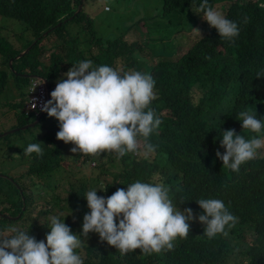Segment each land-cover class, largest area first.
Returning <instances> with one entry per match:
<instances>
[{"label": "trees", "instance_id": "1", "mask_svg": "<svg viewBox=\"0 0 264 264\" xmlns=\"http://www.w3.org/2000/svg\"><path fill=\"white\" fill-rule=\"evenodd\" d=\"M15 1L22 8L15 13L21 17L23 36L33 35L27 38V44L63 23L46 40H38L34 49L20 60L15 67L19 73L47 78L55 89L72 64L85 59L91 60L93 66L107 65L121 70V74L133 71L131 67L142 68L116 46L119 43L113 42L115 37L120 38L119 31H113V40H105L109 29L97 28V17L84 11L64 23L74 16L81 0ZM192 3L193 0H163L155 16L145 24L151 34L159 35L155 42L163 43L164 50H169L168 42L177 34L193 29L198 36L183 57L158 58L160 63L155 70L159 79L148 106L161 120L148 138L156 146L155 153L147 158L135 152L118 158L112 152H102L100 155L107 161H98L94 178L72 181V172L66 175L64 170L73 144L57 139L59 122L46 115L36 127L0 139V166L5 162L9 169H25L17 178L0 169V173L13 178L24 190L22 195L15 183L0 178V212L18 216L16 220L0 216V231L14 227L29 232L37 240H45L50 231L48 217L58 215L74 234H81L83 217L89 211L84 199L87 191L96 189L99 196L107 197L118 188L126 189L129 183L156 176L171 188L177 207L191 208L196 216L202 213L197 200H222L236 218L226 228L227 235L208 238L204 225L194 220L190 222L188 235L177 237L173 249H166L168 255L130 251L122 256L92 232L80 236L84 243L75 250L86 264H264V149L258 152L256 158L261 163L255 170L244 168L243 163L239 171L233 172L216 158L217 150L224 152L220 147L222 129H233L246 138L254 134L242 129L236 119L238 112L250 110L257 118L264 116V0H208L209 7L237 23L239 34L231 40L220 37L213 27L197 26L202 14L193 11ZM109 4L114 11L108 17L115 20L125 5L119 1ZM106 5V2L100 5L96 13ZM83 40L91 42L89 49L81 52L79 45ZM43 41L46 43L41 46ZM43 52L48 53L46 60L40 58ZM120 57L127 64L124 69L118 68ZM5 63L0 64V95L6 91L10 79L1 69ZM11 76L20 99L14 108L24 109L30 81ZM36 120L33 115L17 114L5 125L10 130ZM30 143H38L42 154H25L24 149ZM144 143L139 138V152ZM80 161L85 165L95 160L84 155L79 157ZM63 181L68 182L65 185L69 189L60 192Z\"/></svg>", "mask_w": 264, "mask_h": 264}, {"label": "clouds", "instance_id": "2", "mask_svg": "<svg viewBox=\"0 0 264 264\" xmlns=\"http://www.w3.org/2000/svg\"><path fill=\"white\" fill-rule=\"evenodd\" d=\"M116 1L125 5L118 15L127 13L131 9L132 22L142 10L144 12L131 26L127 24L124 16L115 20L110 19L108 13L113 12L114 9L109 3ZM81 2L74 16L64 23L73 21L84 11L97 17L99 23L101 21L100 28L109 29L105 40H113L115 36L113 31H119L120 38L115 37L113 42L119 43L116 46L130 58L135 59L142 68L131 67L133 71L121 74V70L118 71L107 65L93 66L91 60L85 59L72 64V67L64 73L66 78L58 80L55 89L47 78L37 74L19 73L15 67L20 60L34 49L38 40L47 39L48 35L62 28L63 23L47 29L41 37L27 44V38L33 35L23 36L21 17L15 13L22 8L15 0L5 3L0 1V64L7 61L1 69L10 76L6 91L0 95V111H2L0 124L3 127L0 130V139L13 135H5L11 130L27 131L22 130L24 127L8 130L5 125L7 120L15 119L17 114L33 115L37 120L42 117L44 119L48 115L59 122L57 139L73 144L70 146L73 147L71 151L77 154V157L73 154V162L79 167L94 164L97 168L98 161H107L100 155L105 151L112 152L118 158L134 152L135 155L139 153L147 158L156 151V146L148 142V138L161 124V120L148 106L154 99L153 89L159 79L155 70L156 65L160 63L158 58L165 54H160L158 50L161 46V51H164V44L155 42L159 35L151 34L145 24L147 19L155 16L163 0H103L102 2L81 0ZM105 2L106 7L100 11L104 15L100 12L96 13V9ZM150 2L152 3L148 5ZM83 4H86L85 8ZM153 8L156 10L151 15L150 10ZM192 9L197 14H202V18L210 27L217 30L220 37L231 40L239 34L237 23L209 7L208 0H200L198 4L193 0ZM99 23L95 20L97 28ZM200 24L205 25L204 21ZM139 25L144 29V32L141 31L143 38L138 40L136 36L132 39V32L139 29ZM125 27L130 30L125 32ZM185 34L186 31L176 36H185ZM89 42L91 41L80 42L81 52L89 49ZM46 55L48 53L43 52L40 58L46 60ZM125 67H127L126 61L120 57L118 68ZM11 75L30 81L29 95L24 109L14 108L20 99ZM9 93H12V99ZM35 98L45 100L40 110L35 108L37 106L34 103ZM236 119L241 123L242 129L254 133L253 136L246 138L233 129H222L220 147L224 152L217 150L216 158L222 161L225 169L233 172L239 171L243 163L244 168L255 170L261 163L260 159L256 158L258 152L264 149V116L257 118L250 110H242L238 112ZM141 137L145 143L143 150L139 152ZM24 152L41 155L42 149L38 143H30ZM84 155L88 160L93 158L95 161L83 165L84 161L79 162V157ZM95 168H92L93 171ZM0 169L9 171L10 175L16 178L25 171L24 168H21L22 171L9 169L5 162ZM69 171L72 172L70 176L72 181L85 178L79 176V168L76 165L72 170L67 167L64 173L67 175ZM0 178L15 183L21 194H24L22 186L13 178L4 173H0ZM23 184L27 186L28 182L24 181ZM61 190L63 188L60 192ZM97 192L98 190L92 189L84 195L89 211L83 217L81 234H74L65 223V219L62 220L58 215L48 217L50 231L46 234L45 240H37L29 232L18 231L14 227L0 231V264H86L75 250L84 243L80 236L86 237L92 232L97 233L101 241L114 246L122 256L130 251L154 256L168 255L167 250L173 249V241L177 237L188 235L191 221L198 220L204 225V235L213 238L218 234L227 235L226 228H230L236 219L222 200L214 198H201L196 201L202 210L198 216L191 208L181 210L173 202L171 188L156 176L148 181L136 180L127 184L126 189L118 188L107 197L99 196ZM0 216L14 218L1 212ZM17 218L18 216L14 219ZM9 233L13 234L9 235Z\"/></svg>", "mask_w": 264, "mask_h": 264}, {"label": "rangeland", "instance_id": "3", "mask_svg": "<svg viewBox=\"0 0 264 264\" xmlns=\"http://www.w3.org/2000/svg\"><path fill=\"white\" fill-rule=\"evenodd\" d=\"M151 3L152 2L148 3V5H150ZM154 10H156V8L155 9L153 8L150 10L151 15H153ZM143 12H144V10H142L140 15H137L136 17H134L135 21L140 19ZM100 13L102 14L103 12H100ZM102 15H104V14H102ZM122 16L125 17L128 25L131 26L135 23V21L132 22V19H131V17H132L131 9H129V11L127 13L119 15L118 18H121ZM200 17L201 18L197 20V26L200 24L201 21H204L206 27H210L209 24L202 18V16H200ZM100 23H101V21H100ZM99 27H100V24H99ZM141 31L144 32V29H143L142 25H139V29H135L132 32L131 38L134 39V37L137 36L138 40H142L143 36L141 35ZM186 33L187 34H185V36H183V35L175 36V38L171 42H168V49L169 50L161 51V46H159L158 50H159L160 54L171 55V56H174L175 58L183 57L184 55H186L188 50L190 49V47L194 44V42L198 38L197 33L194 32L193 29L191 30V32L186 31ZM154 62H155V60L152 61V63H154ZM9 94H10V99H12V93H9ZM0 115H2V111H0ZM51 120H56V119L54 117H51ZM2 128L3 127L0 124V130H2ZM22 132L24 133L26 131H22ZM27 134H29V133H27ZM72 148L73 147H71L70 150L68 151V158L66 160V164H68L69 169L72 170L76 165V167L79 168V176L87 177V178H93V169L92 168H95L97 165L93 164L92 166L91 165H85V166L79 167L77 164H75L73 162V158L69 157L70 154H74L71 151ZM19 171H22V169H19ZM65 183H68V182L63 181L62 187H63V189H68V185H65Z\"/></svg>", "mask_w": 264, "mask_h": 264}, {"label": "water", "instance_id": "4", "mask_svg": "<svg viewBox=\"0 0 264 264\" xmlns=\"http://www.w3.org/2000/svg\"><path fill=\"white\" fill-rule=\"evenodd\" d=\"M50 99H51V96H50ZM42 118H40L39 120H37L35 123L31 124V125H28L26 127H24L22 130H28V129H31V128H34L35 126H37L38 124H41L40 122H42ZM20 130L19 129H16V130H11L10 132L6 133L5 135H8V134H15L17 132H19Z\"/></svg>", "mask_w": 264, "mask_h": 264}, {"label": "built area", "instance_id": "5", "mask_svg": "<svg viewBox=\"0 0 264 264\" xmlns=\"http://www.w3.org/2000/svg\"><path fill=\"white\" fill-rule=\"evenodd\" d=\"M34 103L37 105L35 108L40 110L42 105L45 103V100H42L41 98H35Z\"/></svg>", "mask_w": 264, "mask_h": 264}]
</instances>
